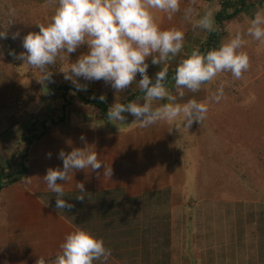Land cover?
Returning <instances> with one entry per match:
<instances>
[{
	"label": "crops",
	"instance_id": "1",
	"mask_svg": "<svg viewBox=\"0 0 264 264\" xmlns=\"http://www.w3.org/2000/svg\"><path fill=\"white\" fill-rule=\"evenodd\" d=\"M206 2L199 0L198 5ZM257 9L242 10L225 22L245 24ZM175 18L177 25L184 26L185 51L203 45L204 32H194L178 14ZM227 35L223 30L220 42ZM248 39L243 50L254 64L258 58L254 50L264 52V45ZM179 59L169 68L175 69ZM146 62L148 75L154 78L162 66L153 65L150 57ZM139 79L138 73L136 82ZM101 81L102 90L92 98L104 95L108 108L135 100L137 96L128 97L140 91L135 82L117 92ZM166 84L174 92L172 77ZM77 92L88 97L82 90ZM210 92L207 85L196 93L186 90L184 101H203ZM234 92L211 103L206 120L189 129L166 122L141 128L128 113L125 122L112 123L101 117L96 106L77 97L68 106L76 107L74 119L64 116L42 123L43 134L31 140H24L22 133L16 139L14 131L21 120L10 124L4 115L0 119V264H36L38 256H53L74 225L103 238L112 252L108 264H264V151L252 138V108L236 103ZM85 141L111 166L112 174L103 175V166L73 170L63 185L64 199L72 207L58 212L56 194L43 177L47 169L63 167L61 150L83 148ZM23 166L25 174H21ZM225 168H231L234 177L239 175L235 183L222 181L228 178ZM77 183L84 184L83 199L76 198L81 195Z\"/></svg>",
	"mask_w": 264,
	"mask_h": 264
},
{
	"label": "clouds",
	"instance_id": "2",
	"mask_svg": "<svg viewBox=\"0 0 264 264\" xmlns=\"http://www.w3.org/2000/svg\"><path fill=\"white\" fill-rule=\"evenodd\" d=\"M54 12L44 23H37L38 32H29L23 37L25 49L20 54L10 52L24 65L39 70L40 82L52 77L50 66L57 61L65 62L60 68L65 80H69L77 90H86V81L103 80L117 92H122L134 82L143 96L127 103L115 102L107 110V120L125 122V113L134 117V123L141 128L166 122L170 125H183L190 128L194 122L202 123L207 118L209 105L219 103L224 98V83L201 101L191 98L184 101L185 92H199L202 85L210 84L221 74L230 73L239 80L250 67L249 56L244 46L250 38L264 45V8H258L245 24H228L223 29L228 35L218 47L201 51L197 47L185 51V30L180 27H162L156 13H163L172 20L182 12L183 19L191 24L193 31L212 33L218 31L215 15L219 6L198 7L199 0H49ZM9 15L15 9L9 8ZM7 30V29H6ZM0 31V39L7 31ZM19 32L13 33L16 39ZM87 45V52L69 62V54L81 45ZM2 55V53H0ZM178 56L174 75V92L167 87L169 63ZM151 58L153 65H161L154 78L148 75ZM141 79L136 82L137 74ZM143 99V103H141ZM100 101L105 100L100 95ZM166 101L154 105V102ZM81 140L84 137L81 136ZM71 143V142H69ZM49 157L51 153L48 154ZM59 158L62 168H49L43 180L47 188L56 194V209L64 210L72 205L64 199V183L71 178L73 170L101 169L103 175L111 176V166L98 158L95 148L88 145L73 148L70 152L61 150ZM63 183H57V181ZM76 188L84 198V184ZM112 255L102 237L95 236L90 230L72 226L56 253L46 258L38 256L36 264H108Z\"/></svg>",
	"mask_w": 264,
	"mask_h": 264
},
{
	"label": "rangeland",
	"instance_id": "3",
	"mask_svg": "<svg viewBox=\"0 0 264 264\" xmlns=\"http://www.w3.org/2000/svg\"><path fill=\"white\" fill-rule=\"evenodd\" d=\"M221 1L222 0H207L205 4L201 3L198 7L203 9L204 6L216 7L218 5L220 9L222 6ZM186 2L187 0H185V4L181 6L185 7ZM260 2L261 0H252L253 5L249 8H264V3ZM9 8L15 9L14 16L9 15ZM230 10L231 8L226 11ZM53 12L54 6L49 3V0H0V31H5L7 29L6 38L0 39V53H2V55H0V119L6 115V118H8L7 121L10 124L16 123L19 119L21 120V125L18 124L14 131L15 138L21 135V133H25L27 136L31 137L39 134L42 126L41 121L47 116L57 119L61 114H64L65 117L75 118L73 113L76 107L68 106H70V102H72L71 98L77 97V95L74 90L70 88L65 89V86L76 87L71 81L65 80L64 74L59 71L65 62L58 60L56 65L50 66L52 77L49 81L42 83L38 80L41 75L39 70L24 65L22 60L16 59L14 55L9 54L13 52L18 55L24 52L25 49L22 45L23 37L29 32H38L39 27L36 24L47 22ZM177 14L179 15V20L182 21V12ZM156 15L158 23L165 28L177 25L175 16L172 20H169L165 14L157 13ZM225 21L226 20L223 21L224 26L228 25ZM182 25L183 23H180L177 26L184 28ZM16 32H19V36L13 39L12 35ZM201 34L204 33L202 32L200 35ZM202 36H204L203 42H205L207 34L205 33V35ZM199 45H201V42ZM254 51L257 52L255 54L258 57L256 63L261 62V64H250L248 71L243 74L241 79L236 80L232 78V76L226 77L230 75L225 73L221 74L212 83L206 85L208 90L215 91L217 86L223 82L224 93L227 94L235 90L232 99H236L235 101L238 104H245L252 108L253 112L249 113L255 121L254 136L252 138L256 143H260L258 146L264 151V52L261 51V49ZM86 52L87 45H81L76 52L69 54V62H75L79 55ZM223 75L226 79H223ZM78 80L80 84L87 86L86 90L82 91L86 93L88 97H92L102 90L100 87L103 85L101 80L86 81L83 78H78ZM62 93L66 95L64 98L62 97ZM66 100L69 101V103L66 104ZM225 102L234 103L232 100H225ZM64 104H66L65 108L62 109L61 105ZM96 109L98 110L97 107ZM2 128L3 124L0 123V130ZM246 136L251 137V132L247 133ZM215 162L220 161L215 160ZM225 170L228 178L224 177L222 181L228 182L227 184L235 183L234 180L236 177L238 178L239 175L234 177L231 173V168H225ZM225 172L222 171V173L226 174ZM250 172L253 173V171ZM250 178L256 180L255 175H250ZM214 179L217 182H221L217 175H215Z\"/></svg>",
	"mask_w": 264,
	"mask_h": 264
},
{
	"label": "trees",
	"instance_id": "4",
	"mask_svg": "<svg viewBox=\"0 0 264 264\" xmlns=\"http://www.w3.org/2000/svg\"><path fill=\"white\" fill-rule=\"evenodd\" d=\"M221 4H222L221 8L216 12V15H215L216 24H217L219 30L214 31L212 33H207L206 41L203 43V45H201L199 47L201 49V51H206V50L211 49L213 47H218L220 44V34L223 32V29H224L223 21L233 18L242 10H246L250 6L253 5L252 0L251 1L250 0H222ZM229 8H231V10L226 11ZM173 75H174V69L169 68L168 80L171 77H173ZM68 88H70L76 92V95H77V98L79 99V101L96 106L98 108V111H99L101 117L107 118L108 105L106 104L105 101H100L99 98L87 97V96L83 95L82 93L77 92L76 88L65 86V89H68ZM141 93H142L141 91H137L135 93V95H130L128 97V100H131L134 96H139ZM62 94H63L62 97L64 98L66 95L64 93H62ZM65 99H67V98H65ZM67 103H69V101L66 100V104ZM66 104L62 105V109L65 108ZM63 113H64V111H63ZM63 116H64V114H61L59 116V118H57V119H55L51 116H47L46 118L42 119V123L45 124L47 122L60 121L63 119ZM43 132H44V128H42L40 130L39 134L34 135L33 137L27 136L25 133H23L22 136H23L24 140L25 139L31 140L32 138L38 137L39 135L43 134ZM25 173H26V168L23 166L21 169V174H25ZM15 178H17V177L15 176L11 179H8L7 181H12Z\"/></svg>",
	"mask_w": 264,
	"mask_h": 264
}]
</instances>
